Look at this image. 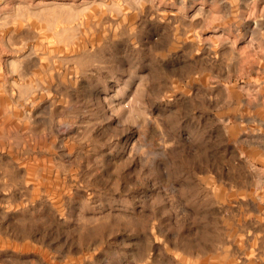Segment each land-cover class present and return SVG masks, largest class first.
<instances>
[{"label": "rangeland", "instance_id": "obj_1", "mask_svg": "<svg viewBox=\"0 0 264 264\" xmlns=\"http://www.w3.org/2000/svg\"><path fill=\"white\" fill-rule=\"evenodd\" d=\"M0 264H264V0H0Z\"/></svg>", "mask_w": 264, "mask_h": 264}]
</instances>
